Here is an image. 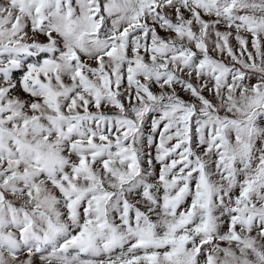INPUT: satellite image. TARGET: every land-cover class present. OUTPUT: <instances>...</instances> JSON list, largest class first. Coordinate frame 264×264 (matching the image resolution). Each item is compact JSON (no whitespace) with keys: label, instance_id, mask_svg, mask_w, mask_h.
Masks as SVG:
<instances>
[{"label":"snow or ice","instance_id":"obj_1","mask_svg":"<svg viewBox=\"0 0 264 264\" xmlns=\"http://www.w3.org/2000/svg\"><path fill=\"white\" fill-rule=\"evenodd\" d=\"M0 264H264V0H0Z\"/></svg>","mask_w":264,"mask_h":264}]
</instances>
